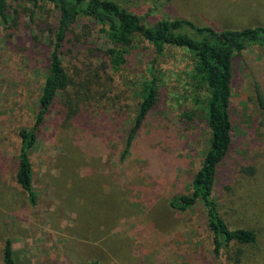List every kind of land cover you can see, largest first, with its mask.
<instances>
[{
	"label": "rangeland",
	"instance_id": "374dc122",
	"mask_svg": "<svg viewBox=\"0 0 264 264\" xmlns=\"http://www.w3.org/2000/svg\"><path fill=\"white\" fill-rule=\"evenodd\" d=\"M120 1L148 23L181 17L216 29L264 27V0ZM11 7L16 22L0 20V264L6 238L17 264H215L203 206L169 205L189 193L209 142L203 122L178 119L192 107L189 59L179 49L162 58L161 96L122 158L152 46L137 38L113 70L98 26L85 18L73 26L61 50L69 84L31 151L37 201L28 202L16 181L18 131L37 110L57 15L51 4ZM255 83L264 96V46L232 60L231 147L213 194L228 227L251 229L256 240L232 246L227 264H264V118Z\"/></svg>",
	"mask_w": 264,
	"mask_h": 264
},
{
	"label": "trees",
	"instance_id": "16d2710c",
	"mask_svg": "<svg viewBox=\"0 0 264 264\" xmlns=\"http://www.w3.org/2000/svg\"><path fill=\"white\" fill-rule=\"evenodd\" d=\"M12 2L31 4L33 8L51 4L57 15L37 110L32 123L18 131L16 181L25 191L28 202L34 205L37 201L32 184L31 151L38 141L39 130L54 100L69 84V75L61 58L62 45L73 26L85 18L94 22L109 42L105 55L108 66L113 70L120 69L127 62L130 48L137 38L152 46L153 56L140 76L139 102L124 141L122 158L127 155L148 113L161 96L165 74L161 65L162 58L174 49L186 54L189 59V67L185 72L189 90L185 99L190 97L192 107L186 109L178 119L191 127L196 121L203 122L209 130V142L190 182L189 193L173 195L169 205L180 211L198 204L203 206L206 225L211 233L215 264H227L229 252L236 244L254 245L256 237L253 230L228 227L213 193L219 167L231 147L232 60L250 46H264V27L256 25L216 29L209 25H197L181 17H161L148 23L120 0H0V20L5 25L15 23L18 18L14 14H19V10L11 7ZM254 96L264 118V96L257 83ZM247 170L253 172L250 167ZM241 254V248H235L236 260L240 259ZM2 259L4 264H17L10 238L4 241Z\"/></svg>",
	"mask_w": 264,
	"mask_h": 264
}]
</instances>
